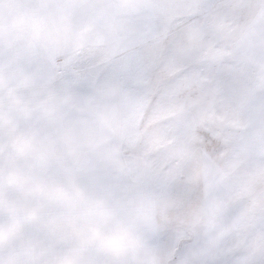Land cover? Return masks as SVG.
Instances as JSON below:
<instances>
[{
	"label": "clouds",
	"instance_id": "1",
	"mask_svg": "<svg viewBox=\"0 0 264 264\" xmlns=\"http://www.w3.org/2000/svg\"><path fill=\"white\" fill-rule=\"evenodd\" d=\"M159 3H0V264H264V117L254 105L226 123L225 155L207 162L198 197L177 201L122 151L147 143L154 114L103 91L76 96L45 72L57 57L119 53L141 17L182 14L184 0ZM211 3L218 44L241 41L251 95L264 98V0ZM165 231L191 246H159Z\"/></svg>",
	"mask_w": 264,
	"mask_h": 264
},
{
	"label": "snow or ice",
	"instance_id": "2",
	"mask_svg": "<svg viewBox=\"0 0 264 264\" xmlns=\"http://www.w3.org/2000/svg\"><path fill=\"white\" fill-rule=\"evenodd\" d=\"M159 6L169 7L170 0ZM215 10L211 0H184L182 14L165 22L155 14L141 17L136 38L113 56L90 50L76 60L57 57L45 68L76 96L93 99L103 91L155 115L147 143L122 145V151L139 157L144 178L177 201L197 188L207 162L225 155V126L239 109L251 104L264 117V98L251 95L241 41L217 42Z\"/></svg>",
	"mask_w": 264,
	"mask_h": 264
},
{
	"label": "rangeland",
	"instance_id": "3",
	"mask_svg": "<svg viewBox=\"0 0 264 264\" xmlns=\"http://www.w3.org/2000/svg\"><path fill=\"white\" fill-rule=\"evenodd\" d=\"M7 2L10 5L15 6L17 3H19V0H0V3ZM181 195H183V190H177ZM198 190L193 189L191 192H189L186 196V200H195L198 197ZM156 243L161 247H169L172 245H175L177 252L180 253L183 250L187 249L191 246L190 242H179L175 241L174 236L171 232L165 231L162 232L161 235L156 240Z\"/></svg>",
	"mask_w": 264,
	"mask_h": 264
}]
</instances>
